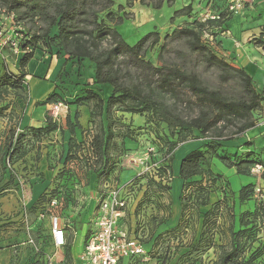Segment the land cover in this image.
I'll use <instances>...</instances> for the list:
<instances>
[{"label": "trees", "instance_id": "16d2710c", "mask_svg": "<svg viewBox=\"0 0 264 264\" xmlns=\"http://www.w3.org/2000/svg\"><path fill=\"white\" fill-rule=\"evenodd\" d=\"M135 2L159 10L164 4L171 5L173 0H126L125 7L132 8ZM114 5L115 0H0V11L3 10L7 16L11 15L14 25L22 28L19 32L22 38L18 46L22 52L27 48L32 50L20 56L17 62L19 75L6 67L0 75V119H6L8 122L13 120L14 112L6 102L10 95L24 105L27 103L23 87L27 76L25 69L35 53L40 51V46H44L50 54L54 50L56 53L62 52L68 60L77 64L89 62L94 71L91 87L101 90V87L107 86L111 90L110 95L103 99L88 87L81 97L75 98L71 103H67L60 94L53 91L41 103L36 104L37 107L58 103H63L64 106L88 107L90 129L87 135H90V139L87 144L89 163L86 176L91 174L96 180L107 177L110 174V162L122 154L123 141L129 140L131 133L125 130L117 135L115 128L118 121L114 114L120 113L144 117L147 125L153 127L164 126L169 163L174 151L182 144L194 139L203 141L199 149L191 151L181 159L180 219L186 209L184 193L187 188L196 187V203L201 207L208 205L209 189L216 186L222 178L211 168V161L214 159L221 161L228 168H234L236 174L241 176H250V170L260 166L262 172L259 179L264 181V163L256 161L253 153L227 156L222 150V143L236 139L258 125L259 122L253 115L264 104V98L256 92L252 78L245 70L228 64L201 41L202 32L207 26L220 28L224 24L223 16H218L217 20L194 22L192 25L174 28L165 36L164 44L159 48L157 60L162 62V65L157 67L145 58L147 52L159 44V34L150 32L135 45H128L117 29L129 19L128 15L123 12V6H118L117 11L112 12ZM191 13L192 6L188 5L174 12L173 18L188 17ZM173 44L174 47L171 46ZM255 45L264 51V27ZM84 86L87 87L86 84ZM14 107L17 109L18 105L15 104ZM64 121L66 129L73 135L74 128L68 118L65 117ZM130 129L132 128L127 130ZM58 130L60 126L50 119L45 120V125L26 128L17 135L9 129L0 156V196L4 191L16 186L13 184L12 167L27 156L29 143L39 142ZM119 136L120 143L117 142ZM80 144L73 139L69 140L65 161L73 160L71 151H75V147H80ZM4 158L7 167L3 164ZM160 164V175L168 173L170 176L169 164L165 160ZM150 182L151 180H148L143 199L147 198ZM157 185V188L164 185V190H170L169 183ZM255 187V184L241 187L238 202L243 204L251 200L258 189ZM259 191L264 192V188ZM47 194L41 195L28 209L21 210L22 214L17 213L12 218L0 219V228L14 225L22 217L27 220L28 213L32 217L29 223L35 226L39 204L47 199ZM143 199H140V204L135 210V217L140 214L141 205L145 201ZM149 202H146L145 206L142 205L146 239L141 243L150 257L157 240L164 236L168 229L162 227L167 222L157 225L156 232L152 230V225L149 226L155 218L150 212H157L156 209L146 212L147 207L155 206ZM263 217V203L256 204L253 212L240 216V230L231 231L232 242L229 249H221L212 264H254L253 258L245 257L239 240L244 238L250 225ZM246 218L251 219L250 222H246ZM133 221L134 219L128 221L130 229L135 228L136 223ZM180 224L181 222L177 227H180ZM136 229L137 227L135 232ZM37 233L38 230L34 231V228L28 232L33 246L37 244ZM89 237L88 232L85 244ZM63 246L64 263L73 264L71 240ZM126 261L127 264L143 263L141 258ZM9 264L13 263L10 261ZM35 264L41 263L36 261Z\"/></svg>", "mask_w": 264, "mask_h": 264}, {"label": "rangeland", "instance_id": "374dc122", "mask_svg": "<svg viewBox=\"0 0 264 264\" xmlns=\"http://www.w3.org/2000/svg\"><path fill=\"white\" fill-rule=\"evenodd\" d=\"M188 5L192 6V13L188 17L173 18L174 12ZM118 6L124 7L123 12L129 18L117 28L128 45H135L150 32L159 34V44L151 48L145 58L157 67L162 65V62L157 60L159 48L164 44L165 36L170 34L174 28L192 25L194 22L204 23L213 20L211 19L213 17L223 16L225 22L220 28L209 25L203 30L201 35L203 45L211 48L219 58L228 64L243 68L252 78L256 92L264 98V51L256 48L255 45L261 29L264 27V0H173L171 5L164 4L159 10L141 6L138 2H135L132 8L128 9L125 7L126 0H115L112 12H116ZM13 28L6 16H0V32L2 35L0 37V73L6 67L9 71H15L19 75L20 70L17 62L20 57L13 55L8 47L9 44H4L3 41L8 37H13ZM228 40L236 43L232 42L231 47H229L227 45ZM171 46L174 47L175 45ZM39 49L44 55L49 53L44 46H40ZM68 65L70 67V64ZM73 65L75 67L76 62ZM80 66L79 64L76 67L78 71L74 69L72 73L68 74L65 71L62 73V76L66 77L65 79L72 77V84L75 87H78V82L85 81L84 75L88 70V66L82 65L81 68ZM77 77L79 79L76 81ZM80 78L83 79L80 80ZM53 85L54 82L51 84L44 81L41 72V75L36 74L31 83L28 82L27 78L23 81L27 97L25 105L13 95L8 97L6 102L11 105L14 115H12L13 120L11 122L0 119V156L9 129L15 131L16 135L25 131L26 126L23 125V120L30 121L31 117L33 119L39 118L38 122L50 119L60 126L63 124L66 114L64 105H62L63 108L59 109L56 117H54L52 109L56 104L46 107L36 106L50 94L47 92L50 87L53 88ZM61 85H64V83L61 82ZM56 89L61 92V96L65 97L67 95L63 93L67 90L61 88V86ZM57 90L54 91L56 94ZM15 104L18 105L17 109L14 107ZM114 117L118 121L115 128L117 135L125 130L131 133L129 138L133 142V152L123 150L121 158L114 157L109 166L110 174L107 177L105 176L106 178L102 177L100 180H96L91 174L85 175L89 163L87 144L90 135L89 137L85 136V140L80 144V147H75V151H71L70 155L73 160L69 161H65L68 152L63 150L66 143H64L60 133H53L50 135L51 137L48 136L39 142L31 141L30 146L27 147L29 148L27 156L23 161L13 166L15 169L12 167V176L16 186L12 188L11 191L13 192L7 193L9 195L7 202L4 201L3 203V195L0 196V219L2 217L4 219L8 215L12 216L19 209H28L27 206H23L24 204L27 205L29 200L27 196L30 195L27 180L31 176L44 178L45 175L40 173V168L44 173L50 174L49 180L53 186L48 191L47 199L39 204L36 224L33 227L34 231L38 230L36 246L31 248L21 246L25 237L22 234L24 231L19 230V226L0 229V246L9 248L11 263L18 264L24 258L25 264H35L36 261L41 264H65L63 253L55 250L50 244L52 217H58L63 225L68 226L67 230L69 232L75 228V225L88 226L89 221L92 220L99 195L103 191L104 182L124 183L144 168L154 167L153 165L160 164L164 160L169 164L170 155H166V139L164 140L161 127L147 125V122L141 126L132 127L131 124L128 125V115L115 113ZM253 117L257 122L263 121L264 104L258 112L254 113ZM39 124L35 123L33 126H39ZM130 127L132 129L128 131L127 129ZM117 142H121L120 136ZM223 144L227 145L224 147L231 154L238 152V154L243 153L241 155H244L246 152H251L256 161L264 163V131L261 133V131L253 132L250 130L242 136ZM195 148L194 143H185L175 150L174 157L171 160L172 173L170 175L169 191L164 190L166 188L163 187L164 185L157 188V184L161 183V180L159 175L152 172L149 178L151 182L147 198L143 199L145 198L143 197L144 191L139 195V198L145 200L142 205L145 206L148 201L155 205L154 210L156 209L157 212H150L155 217H152L153 219L149 223V226L152 225V230L156 232L158 226L167 222L164 229H168V231H165V235L157 240L149 261L138 264H212L218 258L221 249H229L232 242L231 231L237 232L240 230L238 223L240 216L253 212L256 204H264V192L262 191L260 193L255 191L254 197L243 204H240L237 199L241 187L256 183L262 168L256 169L254 167L255 172L251 173L250 171V176H241L236 174L234 168H228L221 161L214 159L211 166L212 170L214 173L221 175L222 178L216 186L209 189L208 205L206 207L199 206L195 200L196 187L187 188L184 193L186 209L183 218L180 219L179 205L182 193V181L179 179L180 163L181 159ZM138 149L141 153L139 160H137V156L132 155ZM116 163L118 165L114 166ZM3 164L7 167L5 158ZM23 165H25L24 168ZM39 165L40 168H38ZM155 167H159V165ZM127 171L132 172L130 178L121 180V173ZM204 185L205 183L202 186ZM16 187H19V189L17 190ZM255 188L262 190L263 187L258 185ZM18 191L20 193L16 194L18 196V199H16L14 192ZM137 203H134L135 207ZM131 209L132 207L128 211ZM170 217L172 218L168 221ZM31 218L28 213L26 222L29 223ZM127 219L128 221L134 219L135 224V212L127 215ZM250 220L249 218L245 219L246 222H250ZM180 222V227H177ZM248 230L244 238L239 240L245 257L253 258L254 264H264V217L262 220H257L250 225Z\"/></svg>", "mask_w": 264, "mask_h": 264}, {"label": "crops", "instance_id": "0c3cea01", "mask_svg": "<svg viewBox=\"0 0 264 264\" xmlns=\"http://www.w3.org/2000/svg\"><path fill=\"white\" fill-rule=\"evenodd\" d=\"M232 42L236 43L235 41H232ZM232 42L230 40H228L227 45L229 47H231ZM227 49H230V48H227ZM48 54L44 55V53L41 51L36 52L33 59L26 66L25 73L27 76L25 78L28 79L29 83H31L33 81L34 77H36V74L39 73V75H41V72H42L43 77H44V81L51 83V84L54 82L53 88L50 87V89L48 90L47 93H51L53 91H56L57 90L56 88L58 86H61V88L67 90V92L63 91V93L67 94V95H65V97L62 96L67 101V103H71L75 98L81 97L83 95V93L88 89V87H90V89L95 91L96 93L100 94V96L103 99L107 98L110 95L111 90L107 86L101 87V90H99L100 88H92L91 87L92 82H93L94 71H93V67L91 66V64L89 62H81L80 65L81 66L82 65L88 66V70H87L86 75H84L85 81L84 82H81V81L78 82V87H75V85L72 84V80H73L72 77H70L69 79H65L66 77H63L62 73H64L63 71H65V73H68V74L72 73V71L74 69H76V67L79 66V64L76 63L77 65L75 67H73L74 61L68 60V58L62 52L56 53V51L54 50L52 52V54H50V53H48ZM32 61H34V62H32ZM68 64H70V67ZM81 66H80V68H81ZM38 70H40L41 72H39ZM76 71H78V70L76 69ZM2 73H0V75ZM78 79L79 78L77 77L76 81ZM82 79L83 78H80V80H82ZM61 82H63L64 85H61ZM85 84L87 85V87L84 86ZM57 93L61 95V92L58 90H57ZM64 110H65L64 112L66 113L64 116V120H65V117L68 118L69 123L74 128V134L71 135L69 133L70 132L69 129H66L64 120H63V124L61 126L59 125L60 130H58L54 134L60 133L62 135L64 143H66L63 147V150H67L68 149V143H69L70 139L75 140V142L77 144L84 142L85 136L88 134V130L90 129V125H89L90 117H89L88 107H86L85 105H83V106L66 105ZM75 115H77V119H75ZM123 115H127V114H123ZM128 118H129L128 125L131 124L132 127H135V126L138 127V126H141L143 123H145L144 117L128 115ZM38 121H39V118L33 119L30 117V121L23 120V125L26 126V128L39 127V126L45 125V123H44L45 120L40 121V122H38ZM121 122L125 123L123 121H121ZM35 123H40V124H39V126H33V125H35ZM76 124L78 126H76ZM132 127H130V128H132ZM161 128L164 129V126H161ZM263 128H264V124H262V121H261L258 123V125H256V127L254 129H251V131H253V132L254 131H261V133H263V131H264ZM249 131H247V132H249ZM164 132H166V131H164ZM87 136L89 137V135H87ZM132 143L133 142L130 139L129 140L124 139V141H123L124 150H126V151L130 150L131 151L130 153H132L133 152V146H132L133 144ZM186 143H194V145L196 147L194 150L199 149L203 145V141L195 140V139L188 141ZM222 146H223V148H222L223 153L227 156L228 155H230V156H232V155L241 156V154H243V153L238 154V152L231 154L227 151V148L224 147L227 145H224L222 143ZM246 153H249V152H246ZM140 154H141L140 149H138L137 151H134V153L132 155L137 156L138 157L137 160H139ZM121 156L122 155L118 156V159L121 158ZM173 157H174V153L172 155V158ZM212 162H213V160L211 161V166H212ZM20 164H22V163H20ZM117 165L118 164L116 163L114 166H117ZM169 166H170V175H171V173H172L171 172V162L169 163ZM22 167L24 168L25 165H23ZM38 168H40V165L38 166ZM41 169L42 168H40V173L45 175L44 178L42 177V179H41V178H36L35 176H31V177H29V180H27V183H28L27 185H28L29 190H30V195L27 196L28 197L27 199H29L27 205L24 204L23 206H27L28 208L31 207L33 204L36 203V201L38 200V198L41 195L48 193V191L52 189L53 185H51L52 183H50V180H49L51 177L50 174L44 173ZM131 174H132L131 171L121 173V176H120L121 180L122 179L128 180L130 178ZM257 179L258 180L256 181V183H254L255 186L258 187V185H261L264 188V181L260 180L259 177ZM13 184H16V183H13ZM12 188L13 187H11V189L6 190L2 193L3 196L2 195L1 196L3 197L2 198L3 203H4V201L7 202L8 197H9V195H7V193L10 192L12 190ZM16 188H17V190L19 189V187H16ZM11 192H13V191H11ZM18 193H20V191H18L16 193L14 192L16 199H18V196L16 195ZM5 206H7V205L5 204ZM179 206H180V212H181V196H180V205ZM21 212H22L21 209H19L18 212L12 214V216L8 215V216L4 217V219H3V217L1 219L5 220L8 218H12L15 214L21 213ZM95 215H96V207H95L94 212H93L92 220L89 221L90 224L88 226L87 225H82V226L81 225H79V226L75 225V228H73L71 230V232H69L67 230L68 226L63 225L61 220L59 221L58 229L61 230L63 233L65 244L71 240V246H72L71 247V254H72V261H73L72 263L73 264H80L79 258H80V255H81L83 249H84V246H85V236L87 235L88 232H89V234H91L95 229V227H94ZM171 218L172 217H170V219L168 221H170ZM92 221H93V223H92ZM14 226H19L20 227L19 230L24 231V233H22V234L25 237V239L21 243V246L22 247L24 246L25 248H31L33 246V244H32V241L29 239L28 232L30 230H33L34 225L33 224L31 225L30 223L26 222V219H24L22 217V219L18 220L14 225H11L9 227H14ZM162 227L164 228L165 225ZM7 228L8 227H4V228H0V229H7ZM50 244L52 247H54L55 250H57L60 253H63L64 246L63 247H55L54 239L51 238V234H50ZM144 251H145V253L147 252L145 248H144ZM146 258L148 259L147 261H149V256L147 254H146ZM9 262H10L9 248L4 247V246L3 247L0 246V264H9ZM121 263L127 264V261L124 260ZM18 264H25V259L23 258L21 262H18Z\"/></svg>", "mask_w": 264, "mask_h": 264}, {"label": "built area", "instance_id": "2783aa9c", "mask_svg": "<svg viewBox=\"0 0 264 264\" xmlns=\"http://www.w3.org/2000/svg\"><path fill=\"white\" fill-rule=\"evenodd\" d=\"M0 16H6L7 19L10 20V26L14 27L12 32L13 37H8L3 40L4 44H9L8 47L11 53L16 57H20L24 53L32 52L30 48L22 52L18 46V42L22 38L19 32L22 30H20L21 27L14 25L12 16H7L3 10L0 11ZM211 19L217 20L218 16ZM0 37H2L1 32ZM61 107L62 104H56L52 107L55 115L54 117L57 116ZM262 124H264V119ZM158 165L159 167H155ZM153 166L154 167H147L137 172L133 178L124 183L104 182L102 186L103 191L100 193L96 205L94 220L95 229L90 234L80 255V264H118L121 260H135L139 258H141L142 262H147L148 259L146 258V253L141 243L146 239V234H144L145 224L143 222L144 208L141 207L140 214L135 217L136 232L135 228H129L127 215L135 212L136 208L139 206L141 199L139 195L145 192L146 185L152 172L159 175L162 184H168L170 182L168 173L163 176L160 175V169L162 168L161 164H155ZM154 168H156V170H154ZM255 168L261 169L260 166H255ZM250 171L253 173L255 169L252 168ZM255 191L256 193H260L259 189ZM135 202H138L136 207L134 204ZM130 207H132V209L128 211ZM150 210L153 211L154 207H147L146 212ZM51 219V234L54 239L55 247H62L65 240L62 231L58 229L60 220L57 217H52Z\"/></svg>", "mask_w": 264, "mask_h": 264}]
</instances>
